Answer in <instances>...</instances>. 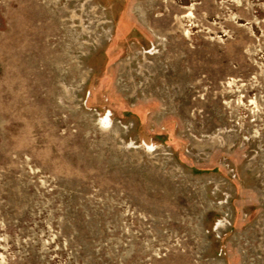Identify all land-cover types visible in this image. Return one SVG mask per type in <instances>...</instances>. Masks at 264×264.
Here are the masks:
<instances>
[{"label": "rangeland", "instance_id": "1", "mask_svg": "<svg viewBox=\"0 0 264 264\" xmlns=\"http://www.w3.org/2000/svg\"><path fill=\"white\" fill-rule=\"evenodd\" d=\"M0 264H264V0H0Z\"/></svg>", "mask_w": 264, "mask_h": 264}]
</instances>
